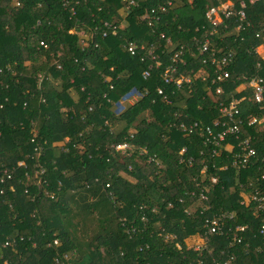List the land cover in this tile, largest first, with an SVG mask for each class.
<instances>
[{"label": "trees", "instance_id": "obj_1", "mask_svg": "<svg viewBox=\"0 0 264 264\" xmlns=\"http://www.w3.org/2000/svg\"><path fill=\"white\" fill-rule=\"evenodd\" d=\"M164 1L135 0L122 11L120 0H0V264H264L259 219L240 205L237 187L260 172L221 171L225 154L211 156L198 129L180 127L211 126L219 119L216 102L234 95L237 78L264 79L252 53L264 36V6L172 0L151 26L141 20ZM227 1L235 11L242 3L249 26L238 34L233 19L225 21L209 52L200 54L211 30L205 12ZM104 22L117 33L102 38ZM79 30L90 38L84 47ZM180 47L183 54L172 63ZM211 52L217 61L231 53V61L211 65ZM170 65L172 79L189 82L164 84ZM223 71L229 76L213 101L207 91ZM243 94L241 136L264 142L263 132L244 125L261 118L264 104ZM120 144L128 147L124 155L114 149ZM221 212L233 214L223 221L225 231L246 226L240 243L207 233L208 221ZM192 237L201 244L188 245Z\"/></svg>", "mask_w": 264, "mask_h": 264}, {"label": "built area", "instance_id": "obj_2", "mask_svg": "<svg viewBox=\"0 0 264 264\" xmlns=\"http://www.w3.org/2000/svg\"><path fill=\"white\" fill-rule=\"evenodd\" d=\"M250 4L261 3L264 6V0H249ZM121 10L126 11L129 8H132L136 5L135 0H120ZM172 5V0H165L163 3L156 5L155 8H151L149 12L141 17V20L146 22L148 26L152 25V22L159 20L157 13H163L167 7ZM205 20L211 27L209 33L205 34L203 40L199 43V53H207L210 49V38L216 32L217 27L227 28L225 21L233 19V28L236 33H240L242 30L247 28L249 25L246 20V15L243 10L242 3L238 10L233 9V4L231 2L219 3L218 5L209 8L204 14ZM104 30L101 31V37L105 38L108 33L115 35L117 33L116 27L104 22ZM261 28L264 33V16L261 22ZM71 33V31H69ZM77 42L80 47L87 45L88 40L90 39L84 31L79 30L76 32ZM255 38H260V33L254 35ZM39 45L43 48L46 45L43 42H39ZM96 45L94 44V47ZM126 51L130 55H134L136 52V47L128 43L126 46ZM252 53L257 57V62L255 63V68L259 69L264 67V36L261 38V42L252 48ZM183 54V48L177 49L171 56V62L176 63L180 56ZM209 63L211 65H226L231 61L232 54L227 53L222 56L218 61L213 56V53H210ZM146 55L153 61L151 50L148 49ZM142 61V58L139 59ZM157 65V64H156ZM59 69V66H56ZM151 66H148L147 70L143 72V77H148V71ZM82 70V69H81ZM176 70L175 66H168L163 74L162 80L163 83L168 85L171 84L175 88H179L181 81L189 82V78H177L172 79L170 76ZM228 73L226 71L217 74L215 78L211 80V84L215 85L213 91L208 90L207 95L215 101L213 98L214 95H219L222 92L221 86L219 83H222L223 80L228 78ZM40 78V76H39ZM200 80H204L205 76H200ZM237 81L240 82L234 89V95H230L229 100L216 102L217 111L219 113V119L212 122L211 126H205L203 128L198 127L196 123L187 126V128L182 124L180 125L182 131L191 133L192 130L198 129L199 135L203 136L204 144L211 147V156L217 157L220 153L225 154V159L227 160V165H222L220 170H226L230 168L234 172L246 171L248 169L254 168L260 172L259 177L248 178L245 183H238L237 187L239 189L240 205L249 207L252 211V214L259 219V224L257 226V235L261 237L264 241V142L257 140L255 137L241 136V127L243 122L238 119L239 115V106L240 103L246 98L243 93L246 91L249 93L250 98L257 104H264V79L261 77H252L247 78L245 76L237 78ZM218 85V86H217ZM111 88V87H110ZM158 95H162L163 91L161 89H156ZM145 92L142 94H132L125 102L132 105L136 103L140 98L145 96ZM240 94L238 97L236 95ZM162 99L165 100V96H162ZM122 103V102H121ZM246 127H256L260 132L264 133V109L263 115L259 119L251 118L247 120L244 124ZM260 146V148H257ZM116 151H119L121 155H124V151L128 149L125 144H120L114 146ZM184 150H181V154ZM192 159L189 157L186 159L188 166L192 165ZM18 167L24 166L23 162H18L16 164ZM203 171L201 170V173ZM2 176H5V179H10V172L8 170H3L1 172ZM3 179H0L2 182ZM211 183L216 182V178L213 177L210 179ZM2 191H0V194ZM200 199L206 201L204 195H200ZM233 218L231 212H221L217 216L211 217L208 221L206 228L207 233L209 234H218V235H230V244H236L241 242L240 234L243 233L246 229V226H234L232 230L229 228L225 231L223 227V221H230ZM54 245H57L56 241H53ZM217 264V263H213ZM223 264H230V260L224 262Z\"/></svg>", "mask_w": 264, "mask_h": 264}, {"label": "rangeland", "instance_id": "obj_3", "mask_svg": "<svg viewBox=\"0 0 264 264\" xmlns=\"http://www.w3.org/2000/svg\"><path fill=\"white\" fill-rule=\"evenodd\" d=\"M121 155V154H120ZM186 243L188 245H200L201 244V240L197 237H192L191 239L187 240Z\"/></svg>", "mask_w": 264, "mask_h": 264}, {"label": "crops", "instance_id": "obj_4", "mask_svg": "<svg viewBox=\"0 0 264 264\" xmlns=\"http://www.w3.org/2000/svg\"><path fill=\"white\" fill-rule=\"evenodd\" d=\"M126 105H127V102L119 103V105L116 107V110L121 111V109H122L123 107H125Z\"/></svg>", "mask_w": 264, "mask_h": 264}]
</instances>
